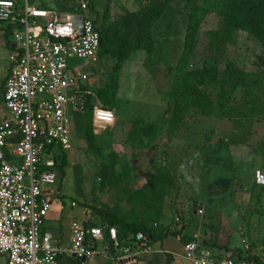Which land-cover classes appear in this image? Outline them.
<instances>
[{
	"label": "rangeland",
	"instance_id": "1",
	"mask_svg": "<svg viewBox=\"0 0 264 264\" xmlns=\"http://www.w3.org/2000/svg\"><path fill=\"white\" fill-rule=\"evenodd\" d=\"M81 1L28 0V3L62 14L94 17L95 13L88 6L80 7ZM91 1L112 43L127 35L130 39L137 38L138 44L119 73L113 106L115 119L98 123L99 132L93 134L90 146L87 145L89 119L72 116V149L66 151L67 167L63 174L58 167L51 168L56 174L55 181L48 184L53 197L63 203V211L70 209L71 202L75 201L77 206L86 204L93 210L100 208L110 216L122 214L125 200L129 199L131 204L137 202L138 216L146 219L153 210L146 208L145 200L151 203L150 195H155L149 190L150 179L155 171L160 172L158 179L163 177L167 186L161 199L162 216L154 226L169 227L170 218L173 222L181 218L188 222L189 215L197 217L209 228L212 239L230 248L242 247L243 239L249 246L248 252L259 256L264 263V182L260 176L264 173L263 43L249 31L239 29L236 42L228 44L225 54L210 51L206 33L221 24L220 16L210 12L198 21L195 30L199 32V41L180 70L177 64L188 26V9L183 0H172L160 12L151 10L155 19L148 27L145 19L140 23L132 17L150 0ZM162 1L156 0L155 6L158 8ZM5 25L0 22V26ZM10 52L9 48L0 46V85L7 74ZM229 61L246 73H253L252 95L245 97L250 101L257 99L261 110H256L252 121L240 116L237 104L229 117L217 116L210 113V109L206 111L188 102L197 99L196 93L202 90L204 95L215 92L212 90L215 86L211 82L209 85L199 82L196 73L206 69V74H211L212 67L225 69ZM113 62L109 56L93 61L70 60L71 67L88 74L90 89L108 81ZM183 72L187 73L182 75ZM174 82L178 83L177 87ZM172 85L186 93L181 96L189 106L183 109L184 114L177 121L171 119L168 92ZM234 95L237 99L243 98V87L237 88ZM2 108L0 96V112ZM118 116L127 122L122 124L126 129L116 134V129L120 128L118 125L113 128V124ZM129 125L132 127L128 129ZM116 141L120 142L119 146ZM151 163L153 168L145 169ZM247 171H251L252 176L247 174L241 181L240 174ZM112 176L116 179L109 180ZM252 178L255 184H251ZM202 201L203 212L192 213L191 208ZM127 212V216H137ZM93 219L101 224V213L94 210ZM97 249H101L100 242ZM108 256L109 262L114 264L113 252ZM58 262L65 264L64 254L59 255ZM66 264L82 263L81 259L73 258Z\"/></svg>",
	"mask_w": 264,
	"mask_h": 264
},
{
	"label": "built area",
	"instance_id": "2",
	"mask_svg": "<svg viewBox=\"0 0 264 264\" xmlns=\"http://www.w3.org/2000/svg\"><path fill=\"white\" fill-rule=\"evenodd\" d=\"M87 4L82 0L80 7ZM0 22L10 26L13 43L2 93L6 115L0 120V253L5 264H59L60 253L90 257L104 233L110 246L122 247L134 256L133 264H142L153 251L142 232L125 243L114 225L72 220L69 242L60 245L42 230L51 206L46 191L56 179L53 147H72V116L83 113L84 95L91 91L84 89L88 74L71 67L70 60L99 58L97 25L89 16L58 13L28 0H0ZM94 103L98 123L115 119L113 109L96 98ZM196 212L202 213V207ZM242 243V254L235 251L220 260L196 240H187L184 257L196 264H258Z\"/></svg>",
	"mask_w": 264,
	"mask_h": 264
},
{
	"label": "trees",
	"instance_id": "3",
	"mask_svg": "<svg viewBox=\"0 0 264 264\" xmlns=\"http://www.w3.org/2000/svg\"><path fill=\"white\" fill-rule=\"evenodd\" d=\"M16 1L19 2L21 0ZM171 1L172 0H163L161 3H159V7L157 8L155 6L156 0H150L146 5H144V7L134 13L132 19H135L140 23L145 19L146 22L144 24L147 23L148 27L155 19V15L151 13V10L160 12L162 9H165ZM183 1L184 7L188 9V26L184 37L183 52L177 64V68H179L180 70H182L181 67H183L187 57L191 55L193 50H195V46L199 41V32L195 30L198 21L203 18L205 14L210 12L217 13L221 18V24L218 26V28L215 30H209L206 33L207 48L210 51H219L225 54V50L227 49L228 44H234L236 42L235 36L239 29L249 31L251 34L260 39V41L264 45V0ZM87 3L90 11L95 13V16L91 18L94 24L97 25V28L99 30V59H102V57L105 56H109L114 59V62L112 63L109 71L108 81L103 86L97 87L95 89H90L91 91L84 95L85 106L83 113L76 114V116H84L89 119V127L87 129V145L90 146L92 142V136L94 133H96L95 127L98 123L93 115V108L95 106L94 98H96L102 106L113 109L116 101L117 91L119 88V73L124 63L129 59L131 53L137 48L138 39L134 37L130 39L127 35H123L112 43L105 30L106 28L104 24H102V22L99 20V13L96 9L95 3L91 0H87ZM226 64L227 66L225 67V69H217L218 67H212L210 69L211 74H206V69L199 70L196 73L198 81L208 85L211 82L212 85L215 86V88L212 89L215 92L210 91L204 95L205 91L203 92L202 90L199 93H196L195 98L197 97V99H192L188 102H190V104H194L195 106H201L202 108H205L206 111L210 109V113H213L217 116L229 117L233 115L232 112L238 105L241 113L240 116L246 119L249 118L250 121H252L251 117L256 112V110H261L260 102L257 99L254 98L252 101H250L248 97H245V95L247 96V94L252 95L253 90L250 84L253 80V73H246L243 68L237 67L234 62L229 61ZM181 73L179 74L181 75ZM186 73L187 72H183L182 75H185ZM174 81L178 82L177 79H175ZM177 82H174L175 85L173 84L175 87L178 86ZM173 85L168 94L170 105L172 106L171 119H175L177 121L180 119V116H183V109L189 106L184 97L181 96L183 94L185 95L186 93L184 91H181L180 88L174 89ZM240 86L243 87L244 96L243 98L237 99L234 95V92ZM88 88L90 87L86 82L84 89L87 90ZM182 102L185 103L182 104ZM221 144L227 145L224 142H221ZM67 162L66 151L59 147L58 153L54 158V165L52 167H58V169H60L61 173L63 174ZM43 168H45V166H43ZM159 173L160 172L155 171L154 176L152 175V179H150L149 190L150 192H155V195L151 193L152 195H150V199L152 200L153 198L151 203H148L145 200V202L147 203L146 208H148L149 210L151 208L153 210H150V213L148 214L150 216H147V220L144 219V216H138L136 212L137 202L136 205L135 203L131 204L132 202L130 203L128 199L125 200V203L129 204L130 207H128L126 212L122 213V215H112L113 218L107 221V225L118 226V238L122 239L125 243H130L133 239V236L137 232L146 234L151 242L156 239H162L168 234L180 233V229H178V226H181V223L179 221L175 222V226L173 228H171L173 226V223H171L169 227H162L159 225H157L156 227L154 226V223L158 224L156 222L162 216L161 214L163 208L161 205V199L166 193L165 186H167V184L164 183L163 177L158 179ZM247 174L251 175L252 173L251 171H247L243 174H240L241 181L244 180V178L246 179ZM108 178L109 180L116 179V177L114 176H112V178ZM251 184H255L253 178L251 179ZM140 204L141 203H139L138 205ZM153 206L155 208H152ZM94 210L100 211L99 209L97 210L95 208ZM127 211L134 212L137 214V216H134L132 214H128L129 216H127ZM87 225L93 224L91 223ZM192 238L194 237H191V239L189 240H194ZM200 246L208 249L213 255L214 253L211 250L213 249V247H229L228 244H218L215 239H212V241H205ZM231 250L233 252L236 251L239 254L243 253L242 247H233L231 248ZM248 254L249 255H247V257L253 258L258 264H264L259 256L250 255V253Z\"/></svg>",
	"mask_w": 264,
	"mask_h": 264
},
{
	"label": "crops",
	"instance_id": "4",
	"mask_svg": "<svg viewBox=\"0 0 264 264\" xmlns=\"http://www.w3.org/2000/svg\"><path fill=\"white\" fill-rule=\"evenodd\" d=\"M5 26H0V46H4L12 50L13 43L11 38L8 37V34L11 33L10 26L9 25H5ZM8 67L9 65L5 70L6 73L8 72ZM5 78L3 79L0 85V96H1L2 105H3L2 93H3ZM2 109L3 110L0 112V120L3 119L6 115V110L4 108V105ZM125 122H127V119L124 120L123 117L121 118L120 116H118L116 118L113 124L114 126L113 128H115L116 125H118V128H120L119 130L116 129L115 131L116 134L119 131L126 129L124 128V126H122V124ZM131 127L132 126L129 125L127 128L129 129ZM99 129H100L99 124L97 123L95 127V132L98 133ZM119 144L120 142L116 141V146H119ZM71 149L72 147L68 150ZM53 152L54 155H56L58 153V148L53 147ZM71 152L69 154H71ZM44 158H47L46 155H44ZM67 160H69V157ZM128 166L130 165L128 164ZM148 166L149 167L145 169L153 168L152 163L149 164ZM147 181L148 179L144 177V182ZM46 192H47V196L50 198L51 206L45 217L42 230L49 232L52 236L53 241L59 243L60 245H66L69 242L70 223L72 220H80V221H84V223L87 224L92 223L93 225L103 226L104 224H107L108 220H111L113 218V216H110L106 212L102 213L103 210L99 208L100 211L98 212L101 213L102 220H101V224H98V221L93 219L94 210L86 204L77 206V203L75 201L71 202L70 209L63 211V203L59 199L53 197L52 195L53 191L51 189H48ZM73 202L74 204H72ZM203 205L204 202L202 201L199 203L197 207L193 206L191 208L192 213L198 214L196 212V209L198 207H203ZM123 208L124 211L120 210L122 211V213H124L128 209V204L125 203V206ZM115 215L117 216L118 214ZM188 220H189L188 222H186L184 218H181L179 220V222L181 223V226L180 225H179L180 227L178 226V229H180V233L168 234L164 236L162 239L160 238L154 240L153 241L154 245H152L153 251L146 257V259L142 262V264H196L194 261L188 260L187 258L184 257V249H183L184 242H186L187 239L189 240L191 239V237H194L192 239L196 240L201 245L205 241H212V234L208 230L209 228L206 226V224L201 222L200 219H198L197 217L193 218L191 217V215H189ZM175 222H173V219L172 220L171 218L169 219V223L170 224L173 223L172 224L173 226L171 228L175 226ZM114 226L116 227V229L118 228V226L116 225ZM97 242L101 243V249L100 251H98L97 243H96V252L90 257L78 258L69 253H60L59 255L64 254L65 264L67 262H72L73 258L81 259L82 264H112L108 260L109 259L108 255L113 252V256L115 259L114 264H133L134 256L131 254H125L122 247L115 248L110 246L106 233H104L103 239L98 240ZM219 243L220 242H218V244ZM211 250L214 253V255L220 260H223L227 255L233 252L230 246L213 247V249ZM96 255H101V256L99 258H96L95 257ZM5 261H6V256L0 253V264H5Z\"/></svg>",
	"mask_w": 264,
	"mask_h": 264
},
{
	"label": "water",
	"instance_id": "5",
	"mask_svg": "<svg viewBox=\"0 0 264 264\" xmlns=\"http://www.w3.org/2000/svg\"><path fill=\"white\" fill-rule=\"evenodd\" d=\"M261 176V182H264V173H260Z\"/></svg>",
	"mask_w": 264,
	"mask_h": 264
}]
</instances>
